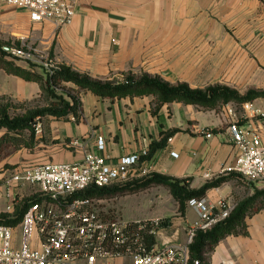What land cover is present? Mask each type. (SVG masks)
Listing matches in <instances>:
<instances>
[{"label": "crops", "instance_id": "0c3cea01", "mask_svg": "<svg viewBox=\"0 0 264 264\" xmlns=\"http://www.w3.org/2000/svg\"><path fill=\"white\" fill-rule=\"evenodd\" d=\"M75 10L72 24L56 28L48 21L32 22L26 10L0 0V32L7 38H25L43 51L51 50L57 65L102 82L149 75L192 89L225 85L241 94L264 83V0H77ZM15 62L30 69L29 63ZM32 71L43 74L38 67ZM42 93L41 82L0 69V97L29 104ZM79 94L77 116L41 118L34 148L13 147L0 163L15 169L29 163H74L89 151L116 162L143 150L149 154L153 145L162 142V147L143 158L142 167L186 180L195 190L227 178L206 191L204 200L213 206L223 201L236 208L256 190L264 189L223 171L238 154L226 114V108L235 104L205 109L179 101L159 104L154 95L110 98L83 90ZM254 103L264 108V99ZM241 123L264 129V120ZM208 132L210 138L205 135ZM4 133L1 130L0 137ZM99 136L105 139L103 151L97 148ZM75 139L83 147L72 146ZM1 187L0 213H7L5 184ZM20 193L24 200L32 196L25 190ZM176 205L173 227H155L157 247L184 243L187 226L198 218L195 208L186 204L181 213ZM244 224L247 234L222 239L205 254L206 264H264V207L254 206ZM113 263L127 264L122 259Z\"/></svg>", "mask_w": 264, "mask_h": 264}, {"label": "built area", "instance_id": "2783aa9c", "mask_svg": "<svg viewBox=\"0 0 264 264\" xmlns=\"http://www.w3.org/2000/svg\"><path fill=\"white\" fill-rule=\"evenodd\" d=\"M28 12L32 22H51L56 28L73 23L77 0H1ZM10 48L14 57L31 58L27 46ZM45 58L49 71L57 68L55 60ZM231 140L238 148L235 162L224 168L247 183L264 184V129L241 122L264 120V108L254 101L226 108ZM42 129L40 122L35 132ZM204 133V132H203ZM207 138L212 133L205 134ZM72 146L83 147L80 139ZM97 148L105 149V139L99 136ZM177 156L176 153H172ZM148 150L122 156L116 162L95 152H86L80 162H46L13 170L5 179V211L13 213L23 201L20 191L34 187L36 192L20 225L17 242L15 228L0 224V264H114L115 259L129 256L131 264H190V246L197 233L208 232L228 218L235 205L221 201L218 206L204 199H191L188 205L195 208L198 218L186 228L184 243L165 244L148 250L140 231L155 233L161 218L141 221H123L103 217L96 208L94 198L75 197L91 186L109 187L148 176L149 169L142 167ZM140 173L136 174V170ZM133 222V223H131ZM133 224H137L134 226ZM149 228V229H148ZM194 264H200L195 260Z\"/></svg>", "mask_w": 264, "mask_h": 264}, {"label": "trees", "instance_id": "16d2710c", "mask_svg": "<svg viewBox=\"0 0 264 264\" xmlns=\"http://www.w3.org/2000/svg\"><path fill=\"white\" fill-rule=\"evenodd\" d=\"M7 46L11 45L0 42V69H5L8 73L20 76L26 80L41 82L43 84L41 98L45 101V105L34 110L30 109L25 114L13 116L10 110L16 108L15 105L17 104H14L6 97H0V131L5 130V133L0 137V158L2 151L10 147L20 148L24 146L26 148H34L35 125L41 118L45 116L65 118L70 115H78L81 106L80 98L77 95H69L70 98H67L66 94L59 92L58 86L62 83H74L79 89L91 91L100 97L121 98L125 96L154 95L159 104L179 101L198 105L205 109H215L228 103H233L237 109H240L241 105L247 101L264 98V90L249 89L245 93L246 95L242 96L238 90L225 85L217 84L205 89H192L185 83L171 85L160 77L149 75H143L140 78L128 75L121 82H102L93 80L86 74L76 72L66 65H58L53 71L43 70V74H38L32 71L34 67H37L36 65L29 63L30 69H25L15 62L20 58L9 59V56L12 54L10 50L6 49ZM20 46L17 48H20ZM4 100H7V102L4 103ZM162 146V142L153 145L151 153ZM226 179L219 178L195 190L190 187L186 180L151 173L148 176L121 185L102 188L91 186L75 197L98 200L111 199L127 192H136L153 186H162L169 190L178 204L179 211L183 213L189 200L204 199L205 193L209 188L220 185ZM35 201H37L35 197L24 200L21 206H16L14 216L0 213V224L14 228L17 227L22 222L31 203ZM257 204L264 207V189L256 190L252 197L240 202L231 212L230 216L216 225L212 230L198 232L194 242L190 246V264H194L195 260H199L200 264H206L205 254L207 251L211 250L225 237L239 233L246 235L245 217ZM162 224L163 222L160 226ZM133 225L137 226V224ZM146 230L140 231V236L147 249L151 250L156 246L155 233L149 234Z\"/></svg>", "mask_w": 264, "mask_h": 264}, {"label": "rangeland", "instance_id": "374dc122", "mask_svg": "<svg viewBox=\"0 0 264 264\" xmlns=\"http://www.w3.org/2000/svg\"><path fill=\"white\" fill-rule=\"evenodd\" d=\"M21 39L17 38H7L3 33L0 32V42L7 43L12 48H17L20 46ZM22 45H26L27 49L32 53L31 58H24V59H18L22 60L25 63H32L36 65L40 70H48L50 67H47L45 64L49 61L45 58V54H47L48 59L54 60V55L51 52V50H41L37 46V44H29L28 40L25 39L22 41ZM6 47V49H7ZM12 54V53H11ZM15 59L14 55H10L9 59ZM258 86V87H256ZM255 90H264V83H257L255 84V87L252 88ZM58 91L62 93H68L66 94L67 98H70L69 95H77L80 96L79 92L81 89L74 83H62L60 86H58ZM246 90L244 94H241L242 96H245ZM80 98V97H79ZM264 98H257L256 100H261ZM4 103L7 102V100L3 101ZM45 105V101L40 98L33 100L32 102H29V104H17L15 105L16 108H12L10 110L11 115H21L25 114L28 110H34L39 107H43ZM20 106V107H19ZM28 134V133H27ZM12 151V147L8 149H4L1 154V159H3L5 156H8ZM35 165V163H29L27 166ZM15 168L10 164H3L0 163V191L3 192L2 183H4L5 179L13 172ZM252 184H260L262 187L264 184L257 182ZM27 191L29 193H35L36 188L34 187H24L22 189V192ZM24 200V199H23ZM26 200V198H25ZM176 201L173 198V196L170 194L169 190L166 187L160 188V186H153L151 188L136 191V192H127L122 195H118L117 197L111 198V199H103L99 200L96 204V208L98 209L99 213L103 215V217H107L110 219L115 220H123V221H134L137 219H145V218H151L155 216H159L158 218H161L163 220L162 227L163 229L169 230V227H173L172 221L173 219L177 217L175 213V207ZM165 216V217H164ZM16 239L17 242L20 240V230L16 229ZM125 261V263L129 264L131 262L129 256L124 255L121 258Z\"/></svg>", "mask_w": 264, "mask_h": 264}]
</instances>
